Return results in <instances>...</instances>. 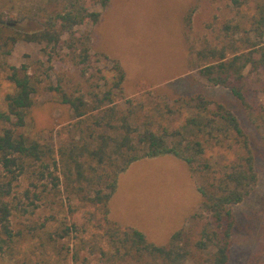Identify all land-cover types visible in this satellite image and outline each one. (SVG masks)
Masks as SVG:
<instances>
[{
	"label": "rangeland",
	"instance_id": "obj_1",
	"mask_svg": "<svg viewBox=\"0 0 264 264\" xmlns=\"http://www.w3.org/2000/svg\"><path fill=\"white\" fill-rule=\"evenodd\" d=\"M259 3L264 0H111L107 8L95 5L92 11L101 14L99 23L78 28L89 37L87 61L80 50L69 48L68 35L55 48L18 42L10 56L0 51V116L7 112L6 97L15 92L9 79L12 66H26L38 88L26 126L18 133L30 140H53L56 149L81 144L91 133L89 123L102 116L99 110L78 121L63 104L61 92L85 95L90 104L94 94L102 99L111 93L117 109L135 106L154 120L153 129L158 133L182 129L193 115L186 98L202 95L212 102V109L216 104L225 105L249 139L258 175L252 194L233 207L229 264H264V69L246 70L249 105L245 107L229 89L202 77L200 69L212 60L199 58L200 51L222 49L227 41L241 46L240 38L246 33L227 38L224 26L239 24L248 31L258 16ZM22 7L38 13L31 4ZM9 14L0 9V24L7 26V33L41 27L37 20L18 23ZM115 63L126 74L121 87L116 85ZM9 127L0 118V130ZM100 133L92 134L97 137ZM223 137L206 144L204 155L218 168L233 163L241 153L233 136ZM49 163L45 178L36 175L28 180L24 175L15 183L13 204L19 209L14 211L12 228L27 237L15 246L13 254L0 256V264H104L101 248L107 242L100 227L101 207L84 204L71 195L67 179L52 160ZM41 167L35 169L42 172ZM198 172L193 173L185 161L173 155L131 164L117 178L109 203L110 219L123 230L141 231L158 246H168L172 235L183 227L191 229L193 242L198 240L207 222L198 191L204 178ZM51 174L60 176L59 188L53 186ZM31 182L40 190H51L49 199L38 203L40 208L33 215L22 212L29 206L24 192Z\"/></svg>",
	"mask_w": 264,
	"mask_h": 264
},
{
	"label": "trees",
	"instance_id": "obj_2",
	"mask_svg": "<svg viewBox=\"0 0 264 264\" xmlns=\"http://www.w3.org/2000/svg\"><path fill=\"white\" fill-rule=\"evenodd\" d=\"M110 3L111 0H0L3 14L10 13L18 23L37 20L41 26L37 31L13 29L7 33L4 30L7 26L0 24V51L3 56H10L18 42L55 48L68 35L69 48L80 50L83 60L87 61L89 37L78 28L97 25L101 14L93 12L92 7L107 8ZM26 4L35 6L38 13L31 7L23 8ZM256 10L258 16L248 31L242 30L239 24L224 26L227 38L230 34L246 33L240 38L241 46H235L237 41H227L222 49L210 47L199 52L201 60H212L200 69L202 77L214 86L229 89L245 107L249 105L246 70L264 69V4H257ZM11 70L9 79L15 92L6 97L7 112L0 116L11 125L0 130V256L10 251L13 254L15 246L27 237L12 228L14 211L19 209L13 204L15 183L24 175L28 180L36 175L39 179L45 178L44 171H50L49 161L52 160L67 179L71 195L84 204L101 207L100 227L107 242L106 247L101 248L104 264H229L235 227L233 207L243 203L258 182L249 139L230 109L223 104H216L212 109V102L202 95L186 98L185 104L193 115L187 118L182 129L158 133L153 129L154 120L135 106L117 109L111 93L102 99L94 94L93 104H90L85 95L61 92L63 104L78 121L99 110L102 116L89 123L91 133L81 144L56 149L53 140H30L18 133L26 126L38 88L26 66H12ZM114 70L118 75L116 85L121 87L125 71L117 63ZM96 130L101 131L97 137L92 134ZM218 136L227 139L233 136L241 148L233 163L218 164L220 168L204 159L206 144ZM164 155H173L185 161L193 173L203 174L198 191L207 222L194 242L191 229L183 227L172 235L168 246H158L150 243L141 231L123 230L109 217V203L116 192L119 174L137 161ZM37 165L42 166V172L35 169ZM51 178L53 186L59 188L60 176L51 174ZM31 183L24 192L29 206L25 205L22 210L29 215H33L40 208L38 203H45L51 193L48 188L40 190L36 183ZM76 257L78 259V253Z\"/></svg>",
	"mask_w": 264,
	"mask_h": 264
},
{
	"label": "crops",
	"instance_id": "obj_3",
	"mask_svg": "<svg viewBox=\"0 0 264 264\" xmlns=\"http://www.w3.org/2000/svg\"><path fill=\"white\" fill-rule=\"evenodd\" d=\"M125 78H126V76H125Z\"/></svg>",
	"mask_w": 264,
	"mask_h": 264
}]
</instances>
